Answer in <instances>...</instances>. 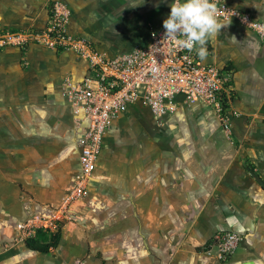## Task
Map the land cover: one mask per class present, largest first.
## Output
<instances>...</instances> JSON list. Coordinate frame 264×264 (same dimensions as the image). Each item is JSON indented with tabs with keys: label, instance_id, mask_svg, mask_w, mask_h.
<instances>
[{
	"label": "crops",
	"instance_id": "0c3cea01",
	"mask_svg": "<svg viewBox=\"0 0 264 264\" xmlns=\"http://www.w3.org/2000/svg\"><path fill=\"white\" fill-rule=\"evenodd\" d=\"M51 1L0 0V27H43ZM61 1L67 31L109 57L144 47L170 12V0ZM225 1L264 20V0ZM204 48L203 63L231 73L230 133L210 105L182 95L159 118L130 104L72 206L81 223L63 220L48 253L16 239V224L52 213L79 170L80 127L60 82L87 65L69 50L0 48V264H264V37L231 20ZM217 231L241 237L224 262L205 253Z\"/></svg>",
	"mask_w": 264,
	"mask_h": 264
},
{
	"label": "built area",
	"instance_id": "2783aa9c",
	"mask_svg": "<svg viewBox=\"0 0 264 264\" xmlns=\"http://www.w3.org/2000/svg\"><path fill=\"white\" fill-rule=\"evenodd\" d=\"M222 13L231 20L264 37V20L231 6L223 0ZM69 7L61 0L50 3L48 19L41 28L5 29L0 27V48L25 49L40 45L55 50H69L87 65L80 79L65 76L60 93L71 108L80 127L77 145L79 170L53 212L42 217L32 215L16 224V239L24 240L38 228L53 231L58 222L70 219L72 206L88 194V182L96 169L97 157L105 131L111 120L130 104L139 103L150 109L154 117L173 113L176 97L182 95L188 103L202 101L218 114L222 127L230 132L232 117L239 116L231 108L233 87L231 73H223L214 65L199 59L196 50L180 47L165 34L163 25L149 31L144 47L115 56L97 51L87 38L67 31ZM45 230V229H44ZM241 240L234 231H217L206 246L205 253L226 261ZM78 264V260H76Z\"/></svg>",
	"mask_w": 264,
	"mask_h": 264
},
{
	"label": "clouds",
	"instance_id": "9594fccd",
	"mask_svg": "<svg viewBox=\"0 0 264 264\" xmlns=\"http://www.w3.org/2000/svg\"><path fill=\"white\" fill-rule=\"evenodd\" d=\"M223 0H170V12L163 20L165 34L188 51L205 56L206 40L231 23L222 13Z\"/></svg>",
	"mask_w": 264,
	"mask_h": 264
},
{
	"label": "trees",
	"instance_id": "16d2710c",
	"mask_svg": "<svg viewBox=\"0 0 264 264\" xmlns=\"http://www.w3.org/2000/svg\"><path fill=\"white\" fill-rule=\"evenodd\" d=\"M60 225L56 226L53 231L44 229H37L34 235L24 239L25 246L29 249L48 253L51 249L55 248L60 239Z\"/></svg>",
	"mask_w": 264,
	"mask_h": 264
},
{
	"label": "rangeland",
	"instance_id": "374dc122",
	"mask_svg": "<svg viewBox=\"0 0 264 264\" xmlns=\"http://www.w3.org/2000/svg\"><path fill=\"white\" fill-rule=\"evenodd\" d=\"M230 133V132H229ZM79 202H83V200H81V201H79ZM73 208V207H72ZM74 210H75V208H73ZM79 209H81V207L79 208ZM78 208H77V211L76 212H74L73 211V213L71 214V218L70 219H66V220H68V221H66V220H64L63 221V223H67V222H72V223H81V222H79L78 221V218H82V216H80L81 215V211L79 210ZM93 210L91 209V210H87L86 211V214H90L91 212H92ZM86 217H88L87 215H85L84 216V218H86ZM96 217V216H95ZM57 225H59V222L57 223ZM81 226V228H84L85 230H86V232H90V229H91V227L93 226V221L92 220H88L87 222H86V225H84V224H81L80 225ZM42 229H46V230H48L47 228H42ZM49 231V230H48ZM117 234L119 233V234H122V231L121 230H119V231H117L116 232ZM119 240H121L122 239V236H119ZM80 261V262H79ZM78 262V264H81V260H79ZM72 264H77L76 263V260L75 261H73V263Z\"/></svg>",
	"mask_w": 264,
	"mask_h": 264
}]
</instances>
